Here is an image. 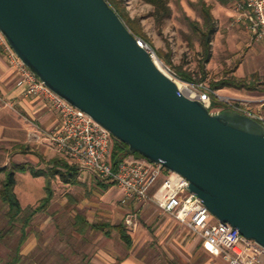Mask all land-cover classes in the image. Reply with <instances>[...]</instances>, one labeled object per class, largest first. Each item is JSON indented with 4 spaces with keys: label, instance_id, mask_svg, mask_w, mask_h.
Wrapping results in <instances>:
<instances>
[{
    "label": "water",
    "instance_id": "water-1",
    "mask_svg": "<svg viewBox=\"0 0 264 264\" xmlns=\"http://www.w3.org/2000/svg\"><path fill=\"white\" fill-rule=\"evenodd\" d=\"M29 70L127 146L189 182L212 216L264 247V126L185 96L107 0H0Z\"/></svg>",
    "mask_w": 264,
    "mask_h": 264
},
{
    "label": "rangeland",
    "instance_id": "rangeland-1",
    "mask_svg": "<svg viewBox=\"0 0 264 264\" xmlns=\"http://www.w3.org/2000/svg\"><path fill=\"white\" fill-rule=\"evenodd\" d=\"M116 1L121 11L146 37L147 40L139 39L154 52L155 61L160 63L158 66L180 83L183 81L177 76L175 67L194 72L197 79L204 80L203 83L211 87V83L221 80L227 72L228 75L231 74L236 66L237 55L243 53L238 51L240 43L250 41L245 27L235 23L232 7L216 8L215 28L209 47L205 45L201 34L196 36L191 24L199 22L203 25V3L216 4L215 0H170L173 14L164 23H159L152 16L153 8L141 0ZM207 48L210 56L205 62ZM181 92L191 98L198 99L200 96V93L185 86ZM241 99L252 101L250 105L254 110L264 107V95H242ZM32 143H19L18 147L14 143L0 144V167L11 168L14 163H27L46 168L47 161L54 158V155L61 156L57 151L54 152L46 140H35ZM31 145L35 147L32 148ZM48 149L54 153L46 155ZM16 179V192L23 207L39 206L45 196V178H35L30 173H17ZM83 179L86 182L83 187H68L58 180L53 182L54 199L45 212L35 217L28 229V239L21 248L19 264H91L96 250L93 244L94 241L97 242L98 234L87 231L80 235L75 223L78 214L89 217L96 210L93 206L102 205L104 197L93 178L83 176ZM139 207H143V204L126 210L123 215L115 218L116 223H125L129 215L136 213L139 228ZM6 210L0 200V264H6L16 257L22 238L19 227H9ZM183 229L187 231L184 227Z\"/></svg>",
    "mask_w": 264,
    "mask_h": 264
},
{
    "label": "built area",
    "instance_id": "built-area-1",
    "mask_svg": "<svg viewBox=\"0 0 264 264\" xmlns=\"http://www.w3.org/2000/svg\"><path fill=\"white\" fill-rule=\"evenodd\" d=\"M235 23L243 25L256 42L264 41V0H238ZM141 44L155 59L154 52L143 42ZM0 50L8 54L18 70L19 85L25 95L43 96L58 113L60 123L57 127L34 129L32 136L37 141L46 140L62 157L77 165L82 173H88L100 182L115 183L124 193V202L155 204L162 213L200 236L208 251L221 256L227 264H264V247L243 236L230 224L216 220L203 202L188 191L189 182L180 174L136 156L126 158L114 171L111 153L116 139L112 134L46 87L21 62L1 31ZM182 83L200 93L212 113L234 111L264 126V111L252 109V101L225 95L205 83ZM213 97H216L218 107H213ZM125 225L130 231L137 230L138 214L129 215Z\"/></svg>",
    "mask_w": 264,
    "mask_h": 264
},
{
    "label": "crops",
    "instance_id": "crops-1",
    "mask_svg": "<svg viewBox=\"0 0 264 264\" xmlns=\"http://www.w3.org/2000/svg\"><path fill=\"white\" fill-rule=\"evenodd\" d=\"M222 1L215 0L216 4L204 3L211 8L214 20L216 8L225 9L226 7L234 8L233 17L235 18L238 0L228 4H223ZM249 39L250 41L245 40L240 43L238 51L243 53L237 55L236 66L231 74L228 75L226 71L227 74L219 81L231 78L237 82L244 81L251 84L253 90L221 89L220 92L225 95L240 98L242 95H264V41L256 42L250 35ZM19 82L18 70L12 64L8 54L4 50H0V144L14 143L15 147L20 144H33L32 142L36 140L32 136L35 128L52 129L60 123L58 113L51 103L43 96H26ZM262 110L264 111V107ZM31 147L35 146L31 145ZM51 148L56 152L53 147ZM32 152L35 151L32 149ZM51 152L54 153L49 149L46 150V155ZM55 159H58V163L64 159L68 164H74L62 156L54 155V158L47 161L46 168ZM36 168L42 169L39 166ZM58 169L67 171L63 166ZM83 176L93 178L98 183L104 197L103 204H95L96 206L93 207L96 210L89 217L84 215L91 225L105 226V231L95 227L87 230L90 234H98V240L93 244L96 250L91 264H227L221 256L213 255L208 251L200 236L184 227L187 230L185 232L178 221L170 215L162 213L153 203H145L143 207L138 208L141 225L134 233L127 228L132 242L131 245H127L117 228L123 222L116 223L115 218L123 215L122 213L128 209L136 208L139 204L124 202V193L120 188L106 186L109 182L97 181L92 175L81 171L79 174L81 183L79 184H65L60 177L54 181L58 180L68 187H83L86 186ZM39 178H45L46 186L47 178ZM75 224L78 232L80 225ZM78 234L81 235L82 232L79 231Z\"/></svg>",
    "mask_w": 264,
    "mask_h": 264
},
{
    "label": "trees",
    "instance_id": "trees-1",
    "mask_svg": "<svg viewBox=\"0 0 264 264\" xmlns=\"http://www.w3.org/2000/svg\"><path fill=\"white\" fill-rule=\"evenodd\" d=\"M111 6L117 11L129 29L137 36L138 38H142L147 40L144 35L135 27L134 22H132L127 16L121 11L119 3L116 0H107ZM143 3L150 5L153 8L152 16L159 22L164 23L168 19L172 17L173 11L170 6V0H141ZM234 0H223V4H228L233 2ZM203 13H204V24L201 25L199 22L192 23V28L198 37L199 34L202 35V39L207 47L211 42V35L215 28V20L211 12V8L203 3ZM210 56V51L206 49V58L205 62L208 60ZM176 74L179 79L186 83L192 84H200L203 83L204 80H200L196 78L194 72L185 71L182 67H175ZM211 88L213 90H221L224 88H237L239 90H253V86L248 84L247 82H237L235 79H228L223 81H216L211 83ZM218 101L216 97H213V107H218ZM136 157L144 158L140 154H136ZM130 157L127 154V146L121 143L118 140H115V144L111 153V164L116 171L119 165L126 159ZM54 165V166H53ZM60 165V166H59ZM64 167L67 171L64 172L59 170V167ZM30 172L34 177H46L47 182L45 186V196L41 199L40 205L37 207H23L18 194L16 192L17 187V173H27ZM79 168L77 165L68 164V162L64 161V159L58 163V159H55L51 162L48 168L38 169L32 165L27 163L18 164L14 163L11 168L8 166L0 167V200L3 205L6 207L5 216L8 220L9 227L11 229H15L17 227L20 228L22 232V238L19 243V247L16 253V257L6 263V264H19L20 262V251L23 245L26 243L28 239V229L32 226V223L35 217L45 212L51 205L55 193L53 181L57 177H60L62 182L65 184H79L81 183L79 179ZM2 176H5L2 179ZM102 185V183H101ZM105 186V185H103ZM106 186H116L115 183H109ZM77 223L80 225L79 231L82 233H86L89 228H97L98 230L105 231V226L103 225H91L87 218L83 215H79L77 217ZM120 231L122 239L125 241L127 245H131V237L128 234L127 227L125 223L121 224L117 227Z\"/></svg>",
    "mask_w": 264,
    "mask_h": 264
},
{
    "label": "bare ground",
    "instance_id": "bare-ground-1",
    "mask_svg": "<svg viewBox=\"0 0 264 264\" xmlns=\"http://www.w3.org/2000/svg\"><path fill=\"white\" fill-rule=\"evenodd\" d=\"M156 59V58H155ZM156 64L157 65H159L160 63L158 62V61H156ZM159 67V66H158ZM160 68V67H159ZM161 69V68H160ZM177 84H178V87H179V89L181 90L182 88H183V84L182 83H180V82H177ZM185 95V94H184ZM185 96H187V95H185ZM187 97H189V96H187ZM189 98H191V97H189ZM191 99H197V98H191ZM197 100H200L201 102H203V103H206L205 101H204V98H202L201 96H198V99Z\"/></svg>",
    "mask_w": 264,
    "mask_h": 264
}]
</instances>
